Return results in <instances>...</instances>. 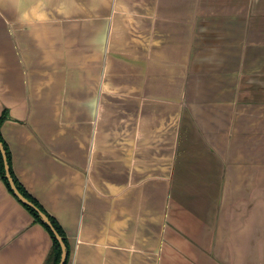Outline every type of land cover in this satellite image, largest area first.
<instances>
[{"label":"crops","instance_id":"0c3cea01","mask_svg":"<svg viewBox=\"0 0 264 264\" xmlns=\"http://www.w3.org/2000/svg\"><path fill=\"white\" fill-rule=\"evenodd\" d=\"M3 114L69 264H264V0H0ZM52 245L0 174V264Z\"/></svg>","mask_w":264,"mask_h":264},{"label":"trees","instance_id":"16d2710c","mask_svg":"<svg viewBox=\"0 0 264 264\" xmlns=\"http://www.w3.org/2000/svg\"><path fill=\"white\" fill-rule=\"evenodd\" d=\"M6 120V114H3L1 117H0V141L2 142L5 150H6V154H7V161L9 163V168H10V172H11V175L17 185V187L20 189V191L30 200L32 201L37 207H39L44 213L47 214V216L49 217V219L51 220L52 222V225L53 227L57 230V232L62 236L63 238V241L65 242L66 244V247H67V252H68V256H67V259L65 260L64 264H69V258H70V252H71V249H70V244H69V241H68V238H67V235H66V232L64 230V228L61 226V224L51 215L49 214L45 208L38 202V200H36L25 188L24 186L21 184V182L18 180V178L16 177L14 171H13V168H12V156H11V152H10V149H9V146L7 144V142L5 141L4 137H3V134H2V131H1V127L3 125V123L5 122ZM0 174L2 176V178L6 181V183L8 184L9 188L14 192V190L12 189L11 187V184L9 182V179L7 177V172H6V166H5V160H4V156H3V153H2V150L0 148ZM22 202V201H21ZM23 203V202H22ZM27 209H29V211H31V213L35 216V219L42 223L46 228L47 230L49 231V233L51 234L52 236V239H53V245H52V248L50 250V253L48 255V258L46 260V262L44 264H59L60 261H61V256H62V246H61V243L60 241L58 240L55 232L53 231L52 227L46 223L42 217L40 216L39 212L23 203Z\"/></svg>","mask_w":264,"mask_h":264},{"label":"water","instance_id":"95a60500","mask_svg":"<svg viewBox=\"0 0 264 264\" xmlns=\"http://www.w3.org/2000/svg\"><path fill=\"white\" fill-rule=\"evenodd\" d=\"M0 148L2 150V153H3V156H4V160H5V166H6V172H7V177L9 179V182L11 184V187L12 189L14 190V193L18 196V198L25 204L35 208L40 216L42 217V219L48 223L53 231L55 232L58 240L60 241L61 243V246H62V256H61V261L59 264H64L65 260L67 259V256H68V252H67V247H66V244L65 242L63 241V238L62 236L57 232V230L53 227L52 225V222L51 220L49 219V217L47 216L46 213H44L39 207H37L32 201H30L21 191L20 189L17 187L12 175H11V172H10V168H9V163L7 161V154H6V150L2 144V142L0 141Z\"/></svg>","mask_w":264,"mask_h":264}]
</instances>
